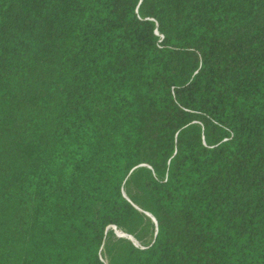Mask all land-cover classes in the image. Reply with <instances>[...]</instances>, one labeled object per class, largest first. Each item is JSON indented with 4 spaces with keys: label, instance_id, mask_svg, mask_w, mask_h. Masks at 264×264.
<instances>
[{
    "label": "trees",
    "instance_id": "16d2710c",
    "mask_svg": "<svg viewBox=\"0 0 264 264\" xmlns=\"http://www.w3.org/2000/svg\"><path fill=\"white\" fill-rule=\"evenodd\" d=\"M0 264H264V0H0Z\"/></svg>",
    "mask_w": 264,
    "mask_h": 264
},
{
    "label": "water",
    "instance_id": "95a60500",
    "mask_svg": "<svg viewBox=\"0 0 264 264\" xmlns=\"http://www.w3.org/2000/svg\"><path fill=\"white\" fill-rule=\"evenodd\" d=\"M145 214H146L147 216L151 217L153 221H155L154 217H152L148 212H145ZM114 229H115V227H114ZM115 232H116V234H117L118 236L128 237L131 241H133L134 243H136L135 240H134V238H133L131 235L126 234V233H122V232L117 231V230H116Z\"/></svg>",
    "mask_w": 264,
    "mask_h": 264
},
{
    "label": "rangeland",
    "instance_id": "374dc122",
    "mask_svg": "<svg viewBox=\"0 0 264 264\" xmlns=\"http://www.w3.org/2000/svg\"><path fill=\"white\" fill-rule=\"evenodd\" d=\"M137 243V242H136Z\"/></svg>",
    "mask_w": 264,
    "mask_h": 264
}]
</instances>
